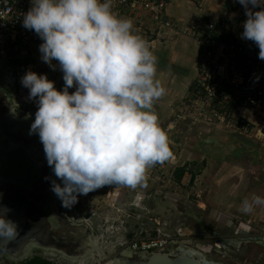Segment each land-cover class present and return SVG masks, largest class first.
Listing matches in <instances>:
<instances>
[{"label":"clouds","instance_id":"obj_1","mask_svg":"<svg viewBox=\"0 0 264 264\" xmlns=\"http://www.w3.org/2000/svg\"><path fill=\"white\" fill-rule=\"evenodd\" d=\"M237 2L246 16L240 38L264 60V0ZM112 6L113 0H31L23 15L22 26L42 41L41 61L63 74L61 89L32 70L20 83L37 106L29 135L39 137L56 178L51 191L65 208L107 185L144 187L148 169L172 156L154 110L166 93L156 78L157 58L134 21ZM7 103L15 117L19 103L14 97ZM257 206H264V197L245 199L241 211ZM10 211L0 206V245L18 235Z\"/></svg>","mask_w":264,"mask_h":264},{"label":"water","instance_id":"obj_2","mask_svg":"<svg viewBox=\"0 0 264 264\" xmlns=\"http://www.w3.org/2000/svg\"><path fill=\"white\" fill-rule=\"evenodd\" d=\"M157 63L177 74L187 73L162 53L158 54ZM2 64L7 65L6 62ZM13 85L7 74L0 69V206L11 209L8 218L18 225L17 237L0 245V257L7 254L15 263L37 255L53 262L56 257H60L83 264H226L183 243L180 238L181 227L171 226L175 223L172 222L174 219L164 221L167 228H163L160 221L148 217L153 202L173 209L176 215L183 214L178 209L177 200L169 195L158 196L150 192L147 197H142V200L146 199V207L142 201L139 206L136 205L137 217H140L139 211L143 215L130 232L124 228H106L100 223L102 218L97 221V214L83 217L73 207H62L61 201L51 191V181L56 178L47 165L39 137L37 134L29 135L37 107L17 95ZM7 97H14L19 103L15 117L9 111ZM154 110L159 116L155 104ZM193 131L201 134L196 148L211 160L223 162L229 156H244L252 159L254 164L260 165L262 162L263 149L254 138L246 134L217 135L196 127L192 128ZM102 221L108 226V222ZM99 226L102 228L99 229ZM138 230L142 233L159 231L166 234L169 240L165 249L160 252L133 250L128 244V238ZM244 230L240 234L251 233ZM251 236L249 239L264 251V236ZM221 243L226 247L224 241Z\"/></svg>","mask_w":264,"mask_h":264},{"label":"built area","instance_id":"obj_3","mask_svg":"<svg viewBox=\"0 0 264 264\" xmlns=\"http://www.w3.org/2000/svg\"><path fill=\"white\" fill-rule=\"evenodd\" d=\"M168 4V0H113L112 6L117 14L134 19L137 28L147 31L152 25V32L162 29L175 37L190 36L199 47L197 77L165 131H172L182 121L190 126H237L249 131L243 122L242 110H251L254 116L264 120V60L258 59L259 50L251 41L240 38L246 19L243 6L235 0L233 7L224 13L222 23L210 19L200 25L184 26L166 15ZM30 7L31 0H0V53L6 51L7 58L12 52L17 55L20 47L26 48L38 38L32 30L22 26L23 15ZM142 17L147 18V26L143 25ZM231 22L233 25L229 27ZM56 71L61 72L58 68ZM71 89L75 91V87ZM259 132L264 133L262 129ZM176 162V154L172 153L167 164ZM153 169L157 171L158 180H167L163 170L149 168ZM184 235L180 231L181 239ZM168 240L169 237L159 231L142 233L138 230L131 235L128 244L133 250L160 252Z\"/></svg>","mask_w":264,"mask_h":264},{"label":"crops","instance_id":"obj_4","mask_svg":"<svg viewBox=\"0 0 264 264\" xmlns=\"http://www.w3.org/2000/svg\"><path fill=\"white\" fill-rule=\"evenodd\" d=\"M168 1L169 4L166 8V15L184 26H192L200 25L203 21H207L210 19L215 20L218 23H222L224 13L233 7V3L235 0ZM255 10L259 9L257 8ZM118 15L122 17H128L120 14ZM142 19L144 20L143 25L146 24L147 26L149 23L147 18L142 17ZM133 21L135 20L133 19ZM232 25V22L229 23V27ZM134 27L137 30L138 34L142 36L151 46V50L153 51V54L156 56V58L159 53H162L163 56H165V58L168 59L171 63L187 71L186 74H177L168 68L162 67L158 63L156 64V78L160 80L162 86L166 89V93L154 104L157 105L159 111V124L165 130V127L171 123L173 115L178 110V104L185 99L191 84L197 77L199 47L194 38L190 36L175 37L170 35V33H165V30L163 32L162 29L159 31L154 30V32H152L154 29L152 25H149L147 31H144L139 27L137 28L135 26V23ZM41 42L42 41L38 37L36 40L31 42L26 48L20 47L17 51V54L21 58L18 57V59L28 69L31 68L33 71L39 74H47L50 80L55 81V87L60 88L62 86H60L59 84L64 83L62 79L63 74L56 70L50 69L47 64L41 61L40 53L38 51V47ZM241 116L243 117L244 124L247 125L250 129L249 131H244L242 129L241 131H238L241 134H252L251 136H248L254 138L258 143H260L262 147H264V133L259 132L260 129H262L264 132V120L254 116L253 112L248 109L242 110ZM185 124L187 125V127L185 126ZM201 126L202 127L199 126V128H202V130L207 131L210 134L222 135L223 132H228L227 127H223V125L218 127H209L203 125ZM192 127L193 126L188 125L186 121H182L178 122L176 126L172 128V131L167 132L169 137L170 149L172 153L176 154L177 162L174 165H168L167 161H165L163 163H159L157 165V168H160V170H163L166 173L167 181L169 183L171 182V184L174 183L178 185L181 183L184 186L191 187L195 185L197 187H200L202 194H204V192L209 193L210 191H212V189L213 191L222 189L210 198L215 197V199H218L222 197L221 204L227 207V210H223V214H234L240 217V214L243 212L241 211L242 201H244L245 199L251 200L253 196L264 197V153L260 165L253 164V162L250 160H238L233 162L229 161L224 163L222 167L215 169L216 171H208L209 173L206 171L205 174L204 170L206 169H204L203 165H205L206 163L203 162V165L198 166L197 161L192 162L193 159H196L191 158L192 156L190 155L192 153L186 148H181L182 139L187 140V136L194 133V131L192 132ZM234 129L237 130V126H235ZM231 132L232 131L230 130L228 133L231 134ZM234 133L238 132L234 131ZM195 135L201 136V134ZM186 142L187 141H185L184 144H186ZM184 165L187 166V171L185 172L186 174H184L186 175V177L184 178L185 182L181 179V182L178 183L174 179V171L177 167ZM193 165H197V168L195 169L193 167L194 169H192L191 166ZM260 167L262 168L261 172H259L258 169ZM153 170L148 169L147 171L148 173L146 185L144 187L136 188L133 192L124 189L120 190L117 193L115 192V189H119L116 187L118 185H109L111 189H113L114 194H116V197H118L114 200V202L116 201L117 203H120L119 199L122 198V196L125 197L126 193H129L131 198L130 204L139 206L142 201V197H147L150 192L151 194L157 193V191L162 192L158 185L163 184V182L165 181L158 180L156 172L154 178H151V174H148L149 171H151V173L154 172ZM203 173L204 175L202 176ZM193 174H195L194 177ZM199 178L202 179L197 181ZM217 186H219V189ZM154 187L155 190L153 191ZM172 196L175 197L174 199L178 198V195L175 192L174 194L172 193ZM240 199L241 201L238 202L237 200ZM203 204H205V202H203ZM221 204L219 205L221 206ZM204 206H206V204ZM244 213L245 212H243V216L239 218L240 220L237 219L239 227H249L250 222H252L251 228H254L255 230H259V228L264 226V206H257L253 209L252 213L256 215V219H254L253 221L248 219L247 213H245V215ZM262 229L264 230V227Z\"/></svg>","mask_w":264,"mask_h":264},{"label":"rangeland","instance_id":"obj_5","mask_svg":"<svg viewBox=\"0 0 264 264\" xmlns=\"http://www.w3.org/2000/svg\"><path fill=\"white\" fill-rule=\"evenodd\" d=\"M5 53L6 51H2V54L0 53V69L3 70L7 74L8 78H10V80L14 83L13 89L17 90L16 94L19 95L20 97L24 96V99L27 102H30L31 100L27 99L28 89L21 85L20 80H21L22 75L26 71L32 70V69L31 68L28 69L27 67L24 66L21 70L20 67H16V66L13 67V66H9L6 64H2V62L7 63L6 60L8 58L6 57L7 55ZM2 55H4L5 57ZM16 57L18 58L20 56L17 54ZM18 70H21L22 73L17 76ZM59 85L63 87V84L60 83ZM62 87L58 89H61ZM69 91L72 92L73 90L69 89ZM32 104H35V102ZM185 126L187 127L186 124ZM196 126H193L192 128H195V127L199 128V126L202 127L201 125H196ZM227 130L228 132L230 130L232 131L231 134H229L228 132L227 133L223 132L224 135H228V136L236 135V134H232L234 133V131L238 133H240L238 130L241 131V129L239 128H237L236 130L230 127H227ZM195 132L193 134H195ZM246 135L251 136L252 134L247 133ZM190 136L191 135L187 136V140L182 139L181 141L182 146L180 145L181 148H186L191 153L196 154V155L198 154L199 158L203 157V156H200L199 154L200 151L196 148V144L199 138L195 139L193 136H191V139H192L191 140ZM196 136L199 137L200 135H196ZM184 138H185V135H184ZM185 141H187L186 144H184ZM260 147L263 149V153H264V147H262L261 145ZM204 157L206 159L205 162L207 165L205 166L209 168V172L216 171L215 169L217 168L213 166L214 162L211 160V158L205 155ZM199 158L198 159L196 158V161L198 162L197 165L201 166L204 163H201L202 160ZM242 158L244 159V157ZM243 159L238 158V160L240 161H243ZM243 163H246V162H243ZM157 165L158 164H156L154 168H156ZM197 165L191 166L192 169L194 168L196 169ZM258 169H259V172H261L262 168L260 167ZM153 171L154 172L152 173L151 171H149V174H148V175L151 174V178H154L155 172L157 174V171L155 170ZM206 171L207 170H204L205 174H206ZM204 173L202 174V176L204 175ZM185 177L186 175H184V177L182 178V181L184 182H185V179H184ZM200 179L202 178H199L197 181H199ZM173 184L165 180L163 184L158 185L162 192L157 191V193H153V195L157 194L158 196H164V195L171 194L169 196L173 197L172 193L174 194L175 192L178 195V198H176L179 204L178 209L179 211L183 212V214L176 215L174 214L173 209H170L165 206H161L158 202H153L151 205V209H150L151 212L148 214V217H151L153 219L160 221V225L163 228L164 227L167 228L165 226L166 223H164V221H170L169 219L171 220L174 219L172 222L175 221V223L174 224L171 223L172 225L171 224L170 225L181 227L180 231H183L186 234L181 239L183 243L189 246L198 248L199 250H201L202 252H204L210 258L214 260L222 261L226 264H264V251L260 247L256 246L251 241V239H249L250 237H252L251 236L252 234L253 235L259 234V235L264 236V230L262 229L264 226L259 228V230H255L254 228H251L252 222H250L249 227H239L237 229V227L235 228V226L232 224L233 221L231 222V219L234 217L233 215H230V218L225 217V219H229V220H225L223 215H222L223 217H220L219 213L220 212L223 213V210H227L226 209L227 207L221 204L222 197L218 199H215V197L213 198H210V197H212L213 195H215V193L219 192L222 189L215 190V191H213L212 189V191L210 192L208 191L209 193L204 192V194H202L200 187H197L195 185L191 187V186H184L181 183L178 185L177 184L173 185ZM116 187L119 188V189H115L116 190L115 192L117 193L120 190H124V189L128 191H132V192L136 189V188L132 189V188H129L123 185H118ZM202 187H203V183H202ZM217 187L219 189V186ZM137 188H139V186ZM110 189L111 187L107 185V186L98 188L94 191H91L86 195H80L78 196L77 202L72 207L73 209L78 211L83 217H91L92 214H97V216H99L97 221L99 222V219L102 218L103 220L108 222L107 223L108 226H106L103 223L102 219L100 222L101 225L105 226L106 228L108 227V229L117 230L120 228L122 229L124 228V230H129L130 232L131 230H133V228H135L137 222H139L143 214L141 211H139L140 217L138 218L137 217L138 212L135 209H129V210L126 209V206L130 205V202H131L129 193L128 194L126 193L125 197L122 196V198L119 199L120 203H117L116 201L114 202V200L117 199L118 197H116V194H114L113 189L111 190ZM154 190H155V187L153 188V191ZM145 200L144 199L142 200L143 206H145V202H144ZM237 201L240 202L241 199ZM203 202H205L207 207L204 206L205 204H203ZM219 204H221V206ZM216 209L218 210V212L216 215H214V211ZM187 212L192 213V214L188 215ZM240 215H241L240 217L237 216L236 218L237 219L241 218L243 216V212ZM247 215H248L247 216L248 219H250L251 221L256 219L255 217L256 215L252 212L247 213ZM125 220H127L128 227H125L123 224ZM235 223L236 222H234V224ZM100 228H102V226H99V229ZM242 229L248 230L251 233L248 235L240 234ZM221 240L225 242L226 247L222 246ZM227 242L229 243L227 244ZM53 263L55 264H83L80 262L72 263L71 261L66 260L64 258H60V257L58 258L56 257ZM1 264H6V263H1Z\"/></svg>","mask_w":264,"mask_h":264},{"label":"flooded vegetation","instance_id":"obj_6","mask_svg":"<svg viewBox=\"0 0 264 264\" xmlns=\"http://www.w3.org/2000/svg\"><path fill=\"white\" fill-rule=\"evenodd\" d=\"M31 103H34V100L32 101H30ZM35 105V104H34ZM195 134H197V132H195ZM193 135V134H190L191 136H193L195 139H197V138H199L198 136H196V135ZM232 134H236V133H232ZM191 136H190V139H191ZM196 136V137H195ZM192 140V139H191ZM197 141V140H196ZM200 154V156H203V157H201V158H199V155L197 154H191L190 156H192L191 158H199V159H201L202 160V162L201 163H203V161L205 162L206 161V159H205V157H204V154L203 153H199ZM244 157V156H243ZM241 159H243V158H241ZM213 160V162H214V166H215V168H220V167H222L223 166V164L224 163H226V162H229V161H238V158H236V157H232V156H229L226 160H224L223 162H221V163H219L220 161H218V160H215V159H212ZM244 161H247V160H250V161H252V159H250V158H248V157H244V159H243ZM194 161H196V159L194 160L193 159V161L192 162H194ZM216 161H218V162H216ZM206 163V162H205ZM216 163V164H215ZM203 165V164H202ZM206 165V164H205ZM205 165H203L204 166V169H206L207 171H209V168L208 167H206ZM135 207H137L136 205H132V204H130V205H128V206H126V209L127 210H129V209H135ZM205 207H207V206H205ZM216 212V213H215ZM217 212H218V210H215L214 211V215H216L217 214ZM203 214V213H202ZM220 214V217H223L224 216V219H225V217H229L230 218V215H227V214H223L222 212H220L219 213ZM223 215V216H222ZM233 218L231 219V222H232V224L235 226V228L237 227V229L239 228V225H238V220H237V216L236 215H234L233 214ZM225 220H229V219H225ZM234 222H236L235 224H234ZM228 223V222H227ZM227 223H226V225H227ZM124 224V226L125 227H128V223H127V220H125V222L123 223ZM223 224H225V223H223ZM120 225H121V223H120ZM229 225V224H228ZM126 234V233H125ZM130 237L131 236H129V238H128V240L130 239ZM222 241V240H221ZM42 258V259H45V260H48V261H51V262H53L52 260H50L49 258H46V257H43V256H37V255H34L33 257H31V258H27L26 260H22V261H18L17 263H15L14 261H12L10 258H9V256L7 255V254H4L3 256H1L0 257V264L1 263H8V264H21V263H23V262H26L27 260H31V259H34V258Z\"/></svg>","mask_w":264,"mask_h":264},{"label":"trees","instance_id":"obj_7","mask_svg":"<svg viewBox=\"0 0 264 264\" xmlns=\"http://www.w3.org/2000/svg\"><path fill=\"white\" fill-rule=\"evenodd\" d=\"M7 65L9 66H13V67H20V69L22 70V68L24 67V65L20 62V60L16 57V55L14 54V52H12V54H10V58H8L7 60ZM21 70H18L17 76L20 75L22 72ZM187 171V166H180L177 167L176 170L174 171V179L176 182H181V179L183 178L185 172ZM195 176V174H193V177ZM21 264H55L51 261L42 259V258H34L31 260H27L26 262H23Z\"/></svg>","mask_w":264,"mask_h":264}]
</instances>
